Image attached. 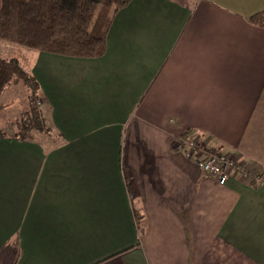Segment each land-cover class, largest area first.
<instances>
[{"label": "crops", "instance_id": "0c3cea01", "mask_svg": "<svg viewBox=\"0 0 264 264\" xmlns=\"http://www.w3.org/2000/svg\"><path fill=\"white\" fill-rule=\"evenodd\" d=\"M261 11L130 0L101 56L28 53L59 140L0 136V264H264ZM185 132L262 181L204 176Z\"/></svg>", "mask_w": 264, "mask_h": 264}, {"label": "trees", "instance_id": "16d2710c", "mask_svg": "<svg viewBox=\"0 0 264 264\" xmlns=\"http://www.w3.org/2000/svg\"><path fill=\"white\" fill-rule=\"evenodd\" d=\"M130 0H0V40L31 51L96 58L105 51V40L113 14ZM112 9V10H111ZM254 26L264 27V11L250 16ZM22 83L30 92V103L40 96L34 76L16 58L0 57V94L10 85ZM33 105V104H32ZM43 113V112H42ZM32 106L18 126L25 139L47 127L45 115ZM50 128V126H49ZM34 131V132H32ZM182 135H186L182 133ZM139 228L141 215L133 214Z\"/></svg>", "mask_w": 264, "mask_h": 264}, {"label": "rangeland", "instance_id": "374dc122", "mask_svg": "<svg viewBox=\"0 0 264 264\" xmlns=\"http://www.w3.org/2000/svg\"><path fill=\"white\" fill-rule=\"evenodd\" d=\"M112 10V9H111ZM30 51V52H28ZM32 51L26 49L17 44L0 40V57L1 58H16L20 65L26 69L29 63V54ZM16 85L15 88H7V90L2 94L0 102L3 105V109L0 111V136L4 134L15 133L16 135H22L18 126L19 121L23 116H29L28 111L31 110L32 106L36 107L40 113L43 112V107L40 106V101L38 95L35 98L34 103H30L29 97L30 92L26 90L22 83L12 84ZM10 85V87H12ZM43 115V113H42ZM15 124V125H14ZM17 124V126H16ZM46 125L43 128L42 132H45L46 135L35 134L40 139H45L47 141L57 142L59 140L58 134L53 132L49 125ZM34 132V131H32ZM36 136V137H37ZM55 144V143H54Z\"/></svg>", "mask_w": 264, "mask_h": 264}, {"label": "built area", "instance_id": "2783aa9c", "mask_svg": "<svg viewBox=\"0 0 264 264\" xmlns=\"http://www.w3.org/2000/svg\"><path fill=\"white\" fill-rule=\"evenodd\" d=\"M174 145L176 151L188 159H194L204 176L216 180L218 184H225L232 171L240 173L250 183L262 181L259 172L248 170L242 162L208 149L196 135L181 134L174 139Z\"/></svg>", "mask_w": 264, "mask_h": 264}]
</instances>
